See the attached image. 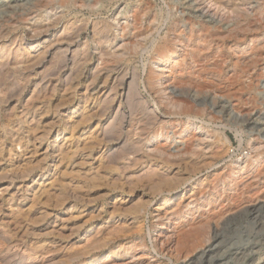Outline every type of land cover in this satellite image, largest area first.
Instances as JSON below:
<instances>
[{
	"label": "rangeland",
	"instance_id": "1",
	"mask_svg": "<svg viewBox=\"0 0 264 264\" xmlns=\"http://www.w3.org/2000/svg\"><path fill=\"white\" fill-rule=\"evenodd\" d=\"M38 1L41 0H0V33L3 37H17L18 47L20 44L23 47L39 45L32 52L35 54L51 45L44 58L15 66L21 76L12 74L9 79L14 97L0 112V148H4L0 158L8 160L12 136L23 137V131L28 130L23 122L25 113L28 121L30 116L37 114L36 111L43 113L49 106V112L42 117L45 126L69 119L66 116L77 114V109L73 112L71 107L83 105L84 98L80 96L76 97L74 104H69V98L62 99L63 95L66 96L63 88L56 92L44 91L40 95L33 93L41 88L36 86L43 78L53 85L65 78L68 69H63L62 51L67 46V38L63 31L77 20L88 21L91 26L93 23L109 25L117 38L105 46L108 55L104 57L94 42L92 28L74 40L90 44L92 59L88 63L89 69L106 67L100 73L101 80L95 93L91 92L94 93L89 103L91 109L93 103H99L104 81L108 80L112 85V80L118 82L124 78L126 83L133 81L135 84L137 96L131 99L132 104L124 103L122 107L128 116L133 113V121L129 120L125 132L114 138H128L134 142L146 132L147 113L142 104L145 103L151 110L157 108L161 115H165V123L148 130L150 138L155 135L158 138L147 141V147H170L172 153L178 154L176 152L184 147L187 150L197 147L198 138L208 131L213 137L210 141L214 140L212 147L221 154H213L216 159H202L196 169L191 166L187 169L184 165L179 174L182 182L171 194L167 188L163 189L165 193L160 194L166 201H160L159 196L163 195L154 197L134 226H128L129 223L119 218L109 220L113 197L103 200L99 198L100 194H92L91 204L84 209L87 215L83 222L102 227L97 231L100 232L97 239H92L90 233H80L79 239L71 241L67 238L71 233L67 231L63 234L65 238L60 240L62 247L54 253L44 258L34 255L28 258L36 260L37 264L52 259L58 264H137L140 260L145 261L143 264H189L192 261L198 264L204 252L211 253L208 250L217 244L218 239L226 241L228 247L232 246L230 251L234 252L264 243V157L258 156L259 150H264V0H102L95 13L89 8L94 0H53L44 10L48 13L46 16L25 20L22 12L36 7ZM144 7L148 11L146 16L139 13ZM6 9L13 10L14 14L7 16ZM242 13L247 14L250 25L240 30L238 24ZM12 20H19L17 30L9 29ZM122 28L128 29L123 32ZM25 54L22 51V56L16 59L21 60ZM101 59L104 64L98 66ZM165 66L167 72L162 71ZM77 76H73L76 83ZM91 81L92 78L87 84ZM81 88L82 85L78 87ZM96 111L92 113L93 121L97 123ZM165 111L172 114L166 115ZM114 115L104 116L100 122L111 121ZM76 121L80 124L78 132L96 125L93 121L83 124L78 117ZM63 129V125L56 127L54 137L48 143L53 144ZM43 130L41 126L39 132ZM71 135L67 130L63 137ZM29 136L32 138L33 134ZM77 139L75 135L71 141L77 143ZM101 144V147L108 145L104 140ZM113 144L116 141L110 145ZM255 147L261 148L256 151ZM13 149L19 151L20 147L16 145ZM42 153L33 156L35 166L44 158ZM30 156L32 152L25 153L24 158ZM52 156L46 160V166H50V171L45 173L47 179L55 171L53 159H59V152ZM254 159L259 161L252 167ZM246 164L248 169L242 172L241 168ZM171 174L176 177L177 170ZM33 177L27 181L29 186H37L43 176L35 174ZM57 179L60 180V176ZM54 200L56 197L51 204ZM137 203L138 199H135L122 206V210H132ZM163 203L169 207L167 220L161 219V211H154ZM103 207L106 209L102 210ZM100 211L104 212L102 219ZM129 214L124 212L126 216ZM162 221L169 227V235L156 244L160 227L155 225ZM199 229L203 232L199 246L191 255L178 257L175 246L180 237ZM135 237L140 238L137 242L142 240L143 245L127 255L120 254L117 257L121 259H116V253L136 243L132 242ZM262 253L264 258V246ZM135 255V259L130 258ZM208 262L209 257L203 264Z\"/></svg>",
	"mask_w": 264,
	"mask_h": 264
},
{
	"label": "bare ground",
	"instance_id": "2",
	"mask_svg": "<svg viewBox=\"0 0 264 264\" xmlns=\"http://www.w3.org/2000/svg\"><path fill=\"white\" fill-rule=\"evenodd\" d=\"M51 1L53 0L38 1L36 7L23 11L21 16L27 21L33 18H42L48 14L44 10L49 6ZM101 3L102 0H94V3L89 5V8L95 13L98 5ZM8 9H11V7ZM4 12L8 14L7 16L14 14L13 10L6 9ZM139 13H143L142 15L146 16L148 14L147 8L140 9ZM15 18L11 17V19ZM18 23L19 20H12L9 29L17 30ZM238 25L240 30L249 27V17L246 13H242L241 21H239ZM90 28H92L94 42H97L101 56L108 55L105 46L117 39L112 33V27L109 25H101L100 23H93L91 26L88 21L77 20L71 25H68L63 31L65 38H67V46L64 45L66 48L62 51L64 54L63 69H68L65 78L57 81L54 85L43 78L36 86V88L39 86L41 88L33 91L34 94L40 95L44 91L50 92L52 90V92H56L63 88L66 96L63 95L62 99L69 98L67 99L69 100V104H72L77 96L84 98L82 106L80 105L77 108L73 105L71 107L74 108L72 110L73 112L77 109V114L74 113L73 115L66 116L69 119H65L64 121L60 118V123L58 121L57 124L48 123L43 126L42 117L43 114L49 112V106L44 108L47 111L44 110L43 113L36 111L37 114L30 116V120L28 121V114L25 113L23 122L28 130L23 131V137L17 138L15 137L16 135H13L11 149L9 150V159L5 160L6 157L0 158V216L6 214L3 219H0V264H37L36 260H31L28 257L34 255L44 258L46 255L54 253V251L62 247L60 240L65 238L63 234L67 231L71 233L70 236H67L71 241L79 239L78 234L80 233H90L92 239H97L100 233L97 231L102 227L97 228L94 224L90 225L83 222L87 215L84 209L88 204H91L92 194H100V199H110L113 197V202L110 203V206L112 205V212H110L111 217L109 220L119 218V220L129 223L128 226H134L135 221L145 212V207H148L152 203L151 200L154 197L163 195L160 193H165V188L170 193L174 187L182 182L183 178L179 174L184 165L186 168L187 166H191L196 169L202 159L215 158V153L217 154L216 156L221 154V151L216 150V147H212L214 140L212 142L210 141L213 137L210 136L211 134L208 131L198 138L200 142L197 147H192L190 150L184 147L176 152L178 154L172 153L170 147L164 149L147 147V141L150 142L153 138L154 140L158 138V135H152L153 137L150 138L151 134L148 130L165 123L163 122L165 115H161L157 108L151 110L149 106L142 102L140 103L145 106L147 113V122L145 124V127H147L146 132L134 142L128 138L125 140L121 137L114 138L125 132V124L129 120L130 122L133 121V113L129 112L130 116H128V112L122 110V107L124 103L132 104L131 99L137 96V93H135V84L133 81L126 83L123 78L116 82V79H114L111 85V82L108 80L104 81V79L105 87L103 88V93H101L99 103H93L94 105L91 109L89 105L90 100L94 96L95 88L100 84V73L106 67L100 68L95 66L89 69L88 63L92 59L89 48L90 44L74 42L76 38H79ZM127 29L122 28L123 32H126ZM2 35L0 33V112L3 106L10 105L9 101L14 97L8 84L9 79L12 74L21 76L20 71L15 66L18 67L27 61H38L44 58L48 53L49 46H51L48 45L46 47L47 49L40 50L35 54L32 52L39 45L29 44L23 47L20 44L18 47L19 42L17 37L6 38ZM22 51H25L26 56L21 60H17L16 58L18 56H22ZM100 64H104L103 59L98 63V66ZM162 71L167 72V67L165 66ZM74 74H78V83L74 81L76 79L73 77ZM82 78L84 79V83L82 82ZM91 78L92 81L87 84ZM118 83L119 85L117 86ZM80 85H82L81 90H79L80 88L78 89ZM71 108L67 109L71 110ZM93 110H97V123L93 121ZM58 114L61 116V112L59 113L58 111ZM113 114L115 115L111 121L108 119L106 122H100L102 117H112ZM165 114L171 115L172 113L165 111ZM38 117L40 118L37 119ZM77 117L81 118L83 124H91L93 121L96 125H94L95 127L88 126V129L83 128L80 133L77 128L80 125L77 124ZM62 125L64 127L62 133L55 138L53 144L48 143V140L54 134L53 131L55 128H61ZM41 126L44 127V130L39 132ZM67 130L72 135L70 137H63ZM60 131L59 129L58 134ZM78 133L80 134L78 135ZM30 134H33L32 138L29 136ZM75 135L78 136L77 143L71 141ZM101 137L103 138L101 139ZM102 140L108 143V145L101 147ZM112 141H116V144L111 146ZM16 145L20 147L19 151L13 149ZM261 147H255L254 149L258 151ZM3 150L4 148H0V155L3 154ZM42 151L43 153L41 155L44 156L42 158L43 161L41 160L40 164L38 163L35 166V157L33 156ZM28 152H32V156L30 158H24L25 153L27 154ZM57 152H59V159H53V162H55V171L47 179L45 173L50 171V166H46V160L53 157L52 154ZM258 154L259 157H264V150H259ZM258 161V159H254L252 167L257 165ZM241 169L242 172H245L248 169V164L243 165ZM171 170H177L178 175L172 177L171 173L173 171ZM58 173L59 175H57ZM35 174L43 177L37 186H29L27 181L33 179ZM57 176H60V180L57 179ZM33 182V184H36L35 180ZM143 182L145 183L144 185H142ZM146 183L149 184V188ZM185 187L183 186L182 189H185ZM102 191L105 193L103 194ZM29 194L30 196H28ZM54 197H56V200L51 204ZM159 197L161 202L167 200L164 195ZM135 199H138V203L133 206L134 208L132 210L131 208L130 210H122L126 204L134 202ZM167 208H169L168 204L163 203L159 204L154 211H161L163 214L160 215L161 219L167 220L170 214ZM103 209L106 208L103 207ZM122 211L129 212L130 214L126 216ZM131 211L133 212L131 213ZM103 213L102 211L99 213L101 219L103 218L101 217ZM155 226L160 227L159 237L155 238V242L158 244V241H162L169 235L167 233L169 232V227H167L165 221ZM45 230L48 232L43 233L42 231ZM202 236L203 232L199 229L180 237L175 246L176 255L180 258L191 255L197 246H199ZM138 240L140 238L135 237L132 240L133 243L136 241L133 244L134 246L125 247V251L116 253V257L120 254L127 255L140 248L143 245V241L137 242ZM215 243L217 244L208 250V252H211L210 254L206 252L202 254L200 259L201 263L199 262L198 264L207 262L208 257L210 261L208 264H264V258H262L264 243H259L245 249H238L235 252L230 251L232 246L228 247L224 240L218 239ZM237 257H239L238 262L235 261ZM130 258L135 259L136 255L130 256ZM116 259L121 258L117 257ZM143 263L145 261L140 260L137 264ZM42 264L58 263L52 259ZM189 264H195V262L192 261Z\"/></svg>",
	"mask_w": 264,
	"mask_h": 264
}]
</instances>
